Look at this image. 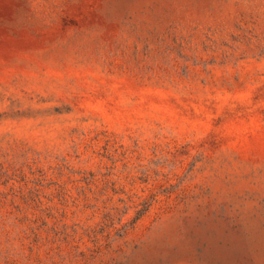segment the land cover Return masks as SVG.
<instances>
[{"label":"rangeland","instance_id":"1","mask_svg":"<svg viewBox=\"0 0 264 264\" xmlns=\"http://www.w3.org/2000/svg\"><path fill=\"white\" fill-rule=\"evenodd\" d=\"M0 264H264V0H0Z\"/></svg>","mask_w":264,"mask_h":264}]
</instances>
